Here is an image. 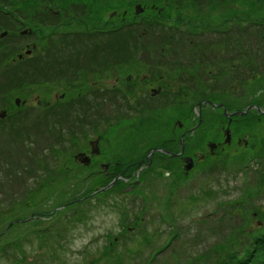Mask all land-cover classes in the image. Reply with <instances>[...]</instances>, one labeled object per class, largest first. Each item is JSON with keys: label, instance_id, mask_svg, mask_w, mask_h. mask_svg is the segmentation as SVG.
<instances>
[{"label": "rangeland", "instance_id": "obj_1", "mask_svg": "<svg viewBox=\"0 0 264 264\" xmlns=\"http://www.w3.org/2000/svg\"><path fill=\"white\" fill-rule=\"evenodd\" d=\"M36 3L38 8L28 11L22 9L24 13L19 9L0 7V32L10 29V33L0 37V85L6 86L0 93L6 96L20 95L21 98H27L28 105H34L0 106L8 108V120L0 125V264H109L110 257L117 253L118 259L124 258L128 261L126 264H213L215 252H219L221 244L229 241L235 243V246L243 245L249 235L264 226V113L257 114L256 108L250 112L256 111L257 115L244 118L253 124V127H250L253 128L251 132H254L251 146L240 145L237 150L226 148L218 156L200 160V166L186 176L181 172L170 175L166 168L162 167L166 165L161 163L140 170L135 169L130 174H112L108 176V184L94 186L93 192L88 194L86 191L89 187L92 188L97 177L104 176L103 172H98L103 169L99 167L100 163L121 160L127 155L133 159L141 156L149 145L165 135H162L164 131H170L167 129V123L172 124L175 118L180 117L184 107L162 109L155 113L149 109L143 115L126 111L121 112L126 118L120 119L117 115L120 110L116 106H108L107 122L102 120L96 111L92 112V117L87 118L85 125L76 124L73 119L75 111L78 113V108H71L66 112L64 109L70 116L68 120L62 119L60 122L63 132L45 135L43 131H48L49 126L55 130L59 126L56 121L53 124L49 122L48 116L51 118V114L42 112L44 106H35L34 101V96L38 95L40 101L52 102L55 93L59 95L63 88H66L67 76L64 77L66 79H61L57 73L69 71L68 62L64 61L62 65H67L54 68L52 59L60 57L63 61L66 60V54H71L67 57H72L71 64L75 63L77 68L72 72L75 77L70 76L68 79H77L75 85L82 83L89 87V84L93 83L92 91L96 89V85L106 89L116 81L115 77L122 80L121 77L130 73L133 77L129 84L136 89L140 88V84L136 82L134 86L133 82L139 80L138 78L146 74L154 79L152 76L155 75H151V72H159L158 75L162 74V82L166 80L174 90L187 92V112L184 114L188 116L189 123L203 119L201 128L204 125L210 126L214 119H226L225 109L221 106L219 109L191 106L200 97L231 103L235 101L239 106L248 102L251 96H257V100L264 101L262 71L254 72V65L242 68L236 63H233L235 66L231 64L232 58H237L236 40L231 41L232 46L225 50L222 47L211 48L207 46L209 39L203 41L197 37L194 38L195 41L201 42L202 45L187 50L181 46L162 47L159 40L153 38L139 39V48L131 46V55L126 60L119 56L122 61L110 64V58L114 57L104 59L102 55L108 50L101 44L94 46L92 39H78L76 45L66 46V41L59 36L60 33L73 31L92 33L106 22L116 25L125 11L124 8L119 7L114 16H111L112 11L103 14L96 24L88 23V17L82 15L78 21L77 17L72 20L61 17L56 27L48 26V23L42 28L39 18L42 17L46 21L47 16L43 13V3ZM136 3L138 2L131 4V13H134ZM139 3L143 8L142 13L145 14L163 9L160 5L151 6L149 9L148 4ZM53 10L59 11L55 8ZM203 17L205 22L210 20L208 15ZM176 18V12L172 11L169 20L174 21ZM80 20L83 21L79 22ZM179 24H182L180 26L183 29L190 26L183 21ZM230 24L234 22L227 25ZM29 29H35V32L20 34L19 30ZM49 32H54L55 35H47ZM47 39H51L55 45ZM245 41L248 44L255 42L247 37ZM41 44L42 48H48L45 54H41L43 65L35 67V63L34 68L24 75L22 67L18 64V56L29 50L28 54L36 56L41 52ZM32 49L34 50L31 53ZM201 60L213 64L202 67V78L198 74L199 71L190 75V70H186L188 65H198ZM174 61L176 64L172 63ZM11 63L13 67L9 68ZM11 68L14 70L12 73ZM49 76L54 77V80L48 81ZM24 77L29 80L26 94L23 91L24 85L23 89L21 87ZM42 82L40 88L35 87ZM141 82L146 84L145 87H150L148 81ZM122 86L129 90L127 83ZM151 87L157 86L152 84ZM69 92L67 91V94H70ZM257 92L259 95H256ZM129 93L132 98L135 96L134 90H129ZM117 101L119 100H112V103ZM104 109L106 110L105 107ZM132 115L135 116L129 119ZM159 115L161 118L158 127L154 131L146 130L144 122H156ZM257 118L261 121H256ZM35 122L38 124H34ZM9 125L10 131L7 130ZM151 131L153 132L150 133ZM57 134L58 138L55 139L53 136ZM130 134L136 135L132 140H138L140 146L131 149L129 143H122V146L119 144L120 140ZM98 135L99 141L96 139ZM205 137L207 135L199 131L195 134V142H202L200 140ZM94 140L98 141L100 154L99 157H94L95 164H87L89 169H86V162L78 154L92 152ZM122 147L127 152H124ZM51 148H54V154L51 153ZM5 151L6 156H11L8 161L9 156H2ZM27 157L30 161L35 157L38 159L36 170L17 174L21 180H13V175L8 173L7 168L14 167L15 162L25 164ZM3 159H6L7 164ZM212 163L216 169L210 171L209 165ZM90 170H94V173ZM227 172L228 175L225 176ZM41 185L43 186L35 198H28V188ZM115 188L122 189L121 193L118 194ZM82 192L90 198H85V195V199H75L82 195ZM69 198L73 199L69 203L87 202L86 217L80 222L78 219L76 222L66 218L62 224H55L57 221L54 212L65 206L58 203ZM36 199L38 203L31 205L27 210L24 203H35ZM52 206L55 209H52ZM31 212L33 214H30ZM56 227H59V231L66 237V242L63 241L59 245L55 243L58 239L45 238L47 235H53L51 228ZM127 229L131 231L127 233ZM116 247H119V251ZM198 256L199 260H196ZM192 258L194 260L190 262Z\"/></svg>", "mask_w": 264, "mask_h": 264}, {"label": "trees", "instance_id": "obj_2", "mask_svg": "<svg viewBox=\"0 0 264 264\" xmlns=\"http://www.w3.org/2000/svg\"><path fill=\"white\" fill-rule=\"evenodd\" d=\"M38 1L43 3V13L47 16L46 21H44L45 19L42 17L39 18L42 22V25H40L42 28L48 23H50L51 27L57 26V24L61 21V17L67 20L68 18L72 20L73 18L77 17L76 20L78 21L82 15L88 17V23L96 24L99 20H101L103 14L110 11H118L119 7L124 8L126 13L121 14V18L116 25H110L106 22L105 25H101V27L92 33L74 31L76 33L74 34L73 39H92V41H94L92 43L94 46L100 44L104 46L108 50V52L104 53L106 55L105 59L114 57L110 58V64L119 63L123 59L126 60L131 55L129 49L131 46H134L133 48L137 46L135 49L139 48L137 44V40L139 39L144 40L153 38L159 40V44H161L162 47L176 48L177 46H181L187 50H192L194 47L197 48L198 45H202L201 42L195 41L194 38L197 37V39H203V41H207V39H209V44H207V46H211V48L213 47L215 49H220V47H222L225 50L232 46L231 41L236 40L238 42L235 45L237 58H232L231 64L234 65L233 63H236L237 66L242 68L254 65V72L258 73V71H262V79L264 80V42H259L260 40L264 41V0H0V7L19 10L23 9L28 11L29 9L38 8V4L36 3ZM133 2H143L148 4L147 6L149 9L152 5H160V7L162 6L163 9L160 11L152 10V12L147 14L144 12L136 15L131 13L129 10ZM53 8L59 9V14H56ZM205 8L207 9L204 10ZM172 11L176 12L177 15V18L174 21L169 20ZM206 14L210 19L207 22H205L203 17V15L207 16ZM211 19H213V22H211ZM82 21L83 20H80L79 22ZM177 21L179 23H182L183 21V23L189 24L190 26L186 29H183L181 27L182 24H179ZM230 22H234V24L227 25ZM68 34L62 37V40L67 41L65 43L67 46L70 43L68 41L69 39L67 38ZM246 37L251 38L255 42L248 44V42L245 41ZM173 41H178L180 43H174ZM119 56L123 59L119 58ZM33 61L34 59L30 60V62ZM208 62L201 60L198 65H188L186 70L187 72L190 70L188 72L190 75L198 73L199 71L198 74L202 78L204 76V74H202V67L204 65L209 66L210 64H213L210 61ZM217 63L218 62H216V64ZM173 64L176 63L174 62ZM64 109L66 112L70 110V106H62L61 114H63ZM46 112L47 114H51L52 117L50 118V116H48V119H50L49 122L53 124L56 121V111H54L53 108H50V110ZM65 112L63 117L57 118L61 120H68L67 118L70 116V114ZM151 121H149V123L145 121L144 124L147 126L146 130L151 129L154 131V129L158 127L160 116L156 119V122L154 120ZM34 124L38 123L35 122ZM58 126L59 128L57 130L49 126L48 131L45 130L43 132L46 135L47 133L53 135L55 132H63L61 130L63 125L59 123ZM162 135L166 136V132L164 131ZM12 136H14V134H12ZM53 137L57 139L58 134L54 135ZM134 137H136V135L130 134L122 140L124 142L129 140L127 143L131 144V147H133L137 142V140H132ZM162 139L163 137L160 139L158 138V140ZM39 143H41V141ZM21 148L23 149V145ZM53 150L54 148H51L52 154H54ZM4 153L2 156H6V151ZM8 159H11V156L7 158V161ZM37 160L38 159L35 157L33 158L32 162L27 157L26 163H23L24 165L22 163H18V165L17 162H15V166L7 168V171L13 175V180L19 181L21 180V177H17V174H23L25 171L27 173L35 171L37 168ZM3 162L6 163V159H3ZM109 180L110 178L107 179V177L103 175L97 177V180L94 182V184H92V188L89 187V191L87 190L86 193L89 194L93 192L94 186L106 185ZM42 186L43 185L34 186L31 189L28 188V198H35ZM85 195L86 194L82 192V195L77 196L75 199L81 197L84 198ZM85 198L90 197L87 196ZM71 200L69 198L68 200L60 201V203H58V205L65 204V206L54 212L55 219L57 221L55 224H59V222L62 224L66 218H69L70 220L74 219L76 222L78 219V222H80L84 217H86L85 204L87 202L84 203L83 201L78 204H75V202L69 203ZM35 201V203L28 202L30 204H27L24 201V206L28 210V207L38 203L37 199ZM53 206L52 209H55ZM24 211L26 212V210ZM30 214L33 213L31 212ZM49 214L50 213H47V215ZM51 229H53V235H47L45 238H52V240L58 239V243L57 241L55 242L57 245L62 244L63 241L66 242V237H64L62 231H59V227ZM129 231L131 230L127 229V233ZM132 238H134V234H132ZM228 243L229 241H226L224 244H221L219 252H215L216 258L213 264H264V226L259 227L256 233L249 235L248 238L244 240L243 245L238 244V246H235V243ZM116 245H118V242ZM116 248L119 251V247ZM117 254L110 257L111 259L109 264H126V262H128L125 261L124 258L118 259ZM193 260L194 259L192 258L190 262H193ZM196 260H199V256L196 257Z\"/></svg>", "mask_w": 264, "mask_h": 264}, {"label": "flooded vegetation", "instance_id": "obj_3", "mask_svg": "<svg viewBox=\"0 0 264 264\" xmlns=\"http://www.w3.org/2000/svg\"><path fill=\"white\" fill-rule=\"evenodd\" d=\"M5 13V12H4ZM1 14V13H0ZM1 19V17H0ZM2 21V19H1ZM3 31H6L5 34L10 33V29H4ZM20 31V34H24ZM14 33V32H12ZM31 31H28V34H30ZM0 37H3L0 35ZM78 40H71L68 46H74L76 45ZM45 45V44H44ZM33 46L36 47V45L33 43ZM67 46V45H66ZM5 49H7L5 47ZM28 49V48H27ZM26 49V50H27ZM35 49V48H34ZM31 50L32 51L34 50ZM48 50L46 46L42 48L41 45V52L37 53L36 56H33L31 54H28L30 52H26L23 55L18 56V64L22 67L24 75H27L29 73L30 69L35 67H39L43 65V60L41 59L42 55L45 54V52ZM30 51V50H29ZM71 54H66V60L61 61L60 57L53 58L52 59V66L54 68H60L61 66L67 65L62 63L64 61L68 62L69 65V71L60 72L57 73L58 78L63 79L65 76H67L65 84L67 85L66 88H63L64 90L58 95L55 93L53 101H40L38 99V95L34 96V101L36 103L35 106H44L43 111H48L50 108H53L54 111H56L57 115L56 117L61 118V110L62 106H70L71 108H78V113H76L73 116L74 121L76 124H83L85 125L87 122L88 117H92V112H99L101 119L107 122L108 119V106H116L117 109L120 111L117 112V115L120 119L126 118L124 115L121 114V112H129L130 114L137 113L138 115H143L147 113V111L152 110L154 113L156 111L165 110L168 108L183 106L184 111L181 112L180 117L175 118L173 123H167V129L170 131H165L166 136H163L162 140H156L154 141L149 147L147 148L146 152L142 154L141 156H138L136 159L130 158V156H124L121 160H115L113 162H106V163H100L99 167L103 168L101 171L100 169L98 172H103L105 177H108L112 174H130L135 169H141L145 168L146 166L151 165H157V163H161L162 165H166V167L162 166L163 168H166L168 173L170 175H173V173L180 172L183 173L184 176L188 174L190 171H193L195 168L199 167L198 165L200 160H205L206 158L215 157L220 154H222L225 149L227 148H234L237 150V148L242 145L244 147L251 146L250 141L252 136L254 135V132H251L253 128V124L248 122V120H245L244 118L237 117V115H232L231 117H225L220 119H214L212 125H204V127L201 128V125L203 124V119H198L197 122L191 121V124L188 121V116H185L184 113L187 112V104L185 102L187 101V92H182L183 90L178 89L174 90L171 86V83H168L166 80L165 82H162L161 79H163L161 76L162 74H159V72H151V75L154 79H151L150 76L144 74L139 80H136L133 82L134 86L135 83L138 82L140 84V88L134 89L132 88V85L129 84L132 80V75L130 73L126 74V77H121L122 80L119 79V77H115V82L112 83L111 87L100 88L98 85H96V89L92 91L93 89V83L88 85H82L74 83L78 81L77 79H68L70 76L75 77V75L72 73L75 68V63L71 64L72 57ZM102 57L105 59L106 55H102ZM28 58H30L28 60ZM31 59H34L33 62H30ZM14 61V60H12ZM36 61V62H35ZM32 63H34L32 65ZM91 64H94V62H89ZM13 63L10 64V67ZM113 66V65H111ZM68 67V66H67ZM45 69V67H43ZM14 70L13 68L10 69V73H12ZM67 72V73H66ZM80 75V74H79ZM156 75L157 78H156ZM40 76V75H39ZM150 78V79H148ZM49 80H54V77L49 76ZM60 80V79H59ZM74 80V81H73ZM80 80V79H79ZM125 82H124V81ZM159 80V81H158ZM141 81H148V84L150 87H145L146 84H142ZM29 80L25 77L23 78V83H21V87H24V94L28 91L29 88H27ZM45 82V81H43ZM42 83L36 84L35 87H41ZM124 83H127L129 90L135 91V96L132 98L131 93H129V90H126L124 88ZM120 84V86H118ZM152 84H156L155 87H151ZM138 86V85H137ZM6 86L0 85V92H3ZM22 87V89H23ZM92 87V88H91ZM4 88V89H3ZM39 88H35L38 90ZM111 89V90H109ZM144 89V90H142ZM67 91H70V94H67ZM30 92V91H29ZM28 92V93H29ZM57 94V95H56ZM256 95H259V92H257ZM20 95H7L4 93H0V106H34V105H28L27 98H21ZM26 96V95H25ZM115 96V97H114ZM122 99V100H121ZM253 99L255 101H253ZM112 100H119L116 103H112ZM121 100V101H120ZM233 101L225 102L220 100H214L208 97H200L197 102L192 104L191 106H199L201 109L204 106H210L215 109H219L220 107L217 106H225L226 110L229 112L236 111V110H242L246 109L247 106H259L261 108H264V101H261V99L257 100V96H254L249 99L248 102H246L243 106L236 105ZM237 103V102H236ZM222 104V105H220ZM106 108V110L104 109ZM0 110H3L6 112V114L3 117H0V125L7 121L6 115L8 114V108L7 107H0ZM25 108V107H24ZM254 107H251L247 113L248 114H255V112H250ZM105 111H104V110ZM110 113V112H109ZM246 113V114H247ZM102 114V115H101ZM259 114V113H257ZM255 114V115H257ZM155 115V114H154ZM135 115H132V119ZM161 118V115H159ZM170 116V114L168 115ZM163 117V116H162ZM167 116L164 117L166 120ZM128 119V120H129ZM169 119V118H168ZM261 121L260 118H257L256 121ZM103 121V122H104ZM61 122V119L58 118L56 120V124H59ZM154 123L153 121H151ZM256 126V124H255ZM254 126V127H255ZM258 127V125H257ZM202 132V134L207 135L204 140H200L202 142L196 143L195 134L198 132ZM204 131H208V133H203ZM151 131L150 133H152ZM100 138H96L97 140ZM121 138V137H120ZM226 138L227 141H226ZM96 140V143L99 141ZM145 141V139H144ZM122 143L124 145L127 144V142H124L123 140H120V145L122 146ZM140 146L138 140L134 144L132 148H136ZM97 148V151L95 153L92 151L89 154L84 152V154L81 156L82 160H85L86 162V169H89V163L95 164L94 157H99L100 149L99 146H95ZM124 147H122L123 149ZM130 148V147H129ZM157 148L159 150H157ZM153 151V152H152ZM124 152H127V150L124 148ZM81 153V152H80ZM150 154V156H149ZM252 156V152L250 154ZM190 157L191 160H187L186 158ZM190 163V168L188 169L187 166ZM98 164V163H97ZM250 163H248L249 165ZM98 167V165H95ZM210 171H213L216 169L215 164L212 163L209 165ZM91 173H94V170H90Z\"/></svg>", "mask_w": 264, "mask_h": 264}, {"label": "water", "instance_id": "obj_4", "mask_svg": "<svg viewBox=\"0 0 264 264\" xmlns=\"http://www.w3.org/2000/svg\"><path fill=\"white\" fill-rule=\"evenodd\" d=\"M143 11V8L141 7V4H136V6H135V13L136 14H138V13H140V12H142ZM225 112V114L226 115H230V113H227L226 111H224ZM237 113H240V114H244L245 113V111H241V112H233L232 114H237ZM0 115H4V112H1V114Z\"/></svg>", "mask_w": 264, "mask_h": 264}]
</instances>
